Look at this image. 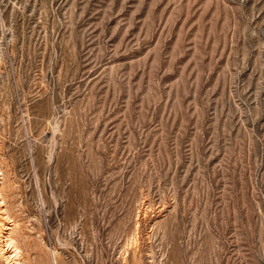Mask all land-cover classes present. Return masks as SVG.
<instances>
[{"label": "rangeland", "instance_id": "1", "mask_svg": "<svg viewBox=\"0 0 264 264\" xmlns=\"http://www.w3.org/2000/svg\"><path fill=\"white\" fill-rule=\"evenodd\" d=\"M9 232L22 264H264V0H0Z\"/></svg>", "mask_w": 264, "mask_h": 264}, {"label": "bare ground", "instance_id": "2", "mask_svg": "<svg viewBox=\"0 0 264 264\" xmlns=\"http://www.w3.org/2000/svg\"><path fill=\"white\" fill-rule=\"evenodd\" d=\"M5 237L6 238L4 241H0L2 243V245L0 244V252L2 257H4L8 264H22L19 260L20 251L14 236H12L9 232L7 235H5Z\"/></svg>", "mask_w": 264, "mask_h": 264}]
</instances>
